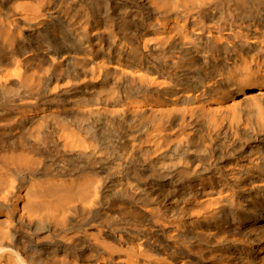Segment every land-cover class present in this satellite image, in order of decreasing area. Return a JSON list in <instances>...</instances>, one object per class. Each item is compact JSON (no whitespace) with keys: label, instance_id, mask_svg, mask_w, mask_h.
<instances>
[{"label":"bare ground","instance_id":"bare-ground-1","mask_svg":"<svg viewBox=\"0 0 264 264\" xmlns=\"http://www.w3.org/2000/svg\"><path fill=\"white\" fill-rule=\"evenodd\" d=\"M0 264H264V0H0Z\"/></svg>","mask_w":264,"mask_h":264}]
</instances>
